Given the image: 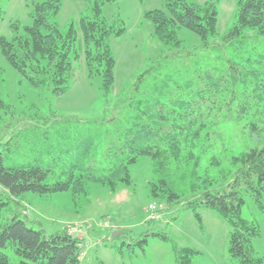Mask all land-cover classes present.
<instances>
[{"label": "rangeland", "instance_id": "obj_1", "mask_svg": "<svg viewBox=\"0 0 264 264\" xmlns=\"http://www.w3.org/2000/svg\"><path fill=\"white\" fill-rule=\"evenodd\" d=\"M94 1L63 0L54 19L63 33L72 25L79 32L76 50L80 59L65 95L56 96L48 88L35 89L9 65L0 49V154L6 167L52 157L45 151L49 146L65 145L62 136H68L67 126L71 137L90 136L96 141L92 163L102 167L110 144L117 139L116 128L133 116L134 105L153 95L160 99V93L203 97L208 104L235 96L234 105L248 96H264V38L250 30L225 38L237 22L238 0L217 2L216 37L204 43L195 33L182 29L179 48L155 37L153 24L146 18L148 12L164 9V0L106 4L102 17L126 31L111 38L115 80L111 94L105 96L102 76L88 73L80 33L81 20L93 15ZM186 1L205 6L212 0ZM36 2L42 1L0 0V39L13 40L14 26L21 33L32 26ZM246 124L230 122L210 131L200 173L217 181L215 187L227 186L232 180V175L224 176L233 171L231 156L262 145L250 139ZM45 133L48 140H44ZM214 157L221 160L220 167L212 165ZM130 174L132 185L117 191L89 183L87 194L77 204L69 192L53 196L27 193L14 198L0 185V201L7 204L3 219L18 217L32 229H44L47 235L64 229L74 232L81 240L80 264H177L174 248L197 251L191 264H238L229 255L230 226L218 213L200 208V222L196 212L185 205L169 206L163 198L153 197L151 183L157 182V176L149 157L131 165ZM245 200L242 217L259 226L261 234L253 246L264 256V214L251 197ZM5 252L12 264L20 263L13 250Z\"/></svg>", "mask_w": 264, "mask_h": 264}, {"label": "trees", "instance_id": "obj_2", "mask_svg": "<svg viewBox=\"0 0 264 264\" xmlns=\"http://www.w3.org/2000/svg\"><path fill=\"white\" fill-rule=\"evenodd\" d=\"M41 1L35 3L32 26L25 27L22 33L14 26L13 40L1 38L0 49L9 65L35 89L48 88L56 96H63L70 90L80 59L76 50L79 32L72 25L63 33L54 23L63 0ZM114 1L117 0H95L93 15L80 22L88 73L91 77L102 76L105 96L111 94L115 80L111 38L126 31L102 17L103 7ZM164 1V9L148 12L146 18L153 24L155 37L165 45L179 48L182 42L178 33L182 29L195 33L204 43L217 36L219 0L205 6L186 0ZM248 30L264 38V0H238L237 22L225 38L240 36ZM164 88L165 85L162 91ZM159 98L153 95L134 105L133 116L116 128L117 139L110 144L108 160L102 167L92 163L96 141L90 136L71 137L67 126L68 136H62L65 145L49 146L45 152L52 157L47 160L6 167L0 154V185L14 198L27 193L53 196L69 192L77 204L87 194L89 183L112 191L132 185L130 166L141 157H149L157 176V182L151 183L153 197L163 198L169 206L185 205L196 212L200 222L198 209L215 211L231 229V260L238 264H264V256L257 254L253 246L254 239L261 234L260 228L242 217L247 196L264 214V96H248L236 105L235 96L210 104L203 97L191 99L160 93ZM230 122H247L250 139L262 145L231 156L229 164L233 171L224 176L232 175V180L227 186L215 187L217 181L200 173L203 156L209 149L205 142L210 141L211 130ZM44 140H48L46 133ZM221 164L219 158L212 159L213 166ZM6 206L0 201V264H12L5 252L8 249L20 259L19 264H80V239L66 229L47 235L44 229H32L18 217L4 220ZM143 242L147 244V240ZM174 253L177 264H191L198 254L189 248H174Z\"/></svg>", "mask_w": 264, "mask_h": 264}, {"label": "built area", "instance_id": "obj_3", "mask_svg": "<svg viewBox=\"0 0 264 264\" xmlns=\"http://www.w3.org/2000/svg\"><path fill=\"white\" fill-rule=\"evenodd\" d=\"M70 234H72V235H73V234H74V232H71Z\"/></svg>", "mask_w": 264, "mask_h": 264}]
</instances>
